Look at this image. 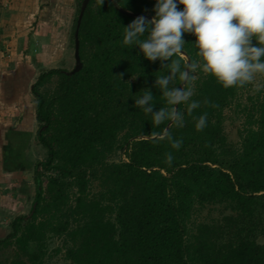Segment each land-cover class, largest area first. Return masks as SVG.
<instances>
[{
  "label": "trees",
  "instance_id": "obj_1",
  "mask_svg": "<svg viewBox=\"0 0 264 264\" xmlns=\"http://www.w3.org/2000/svg\"><path fill=\"white\" fill-rule=\"evenodd\" d=\"M116 1L128 11L155 15V0ZM136 18L111 0H90L78 32L82 68L40 73L33 93L36 119L46 128L37 138L48 159L34 167L33 213L16 216L0 240V246L15 247L9 264H44L50 237L60 235L68 264H264V243L257 241L264 233V74L238 148L228 144L223 111L242 87L225 89L199 69L184 86L200 107L189 115L187 104L177 105L183 127L169 121L157 126L135 100L149 89L153 111L169 107L156 78L170 71L162 66L167 62H150L138 47L123 44L124 27ZM183 39L190 63L199 61L195 36ZM173 59L188 64L182 54ZM54 76L56 90L46 96L38 87ZM181 83L174 81L178 88ZM204 114L206 127L198 131ZM165 129L182 141L179 149L160 138ZM5 138L14 148L5 151L11 169L25 157L9 143V132ZM115 150L126 159L108 163ZM91 176L102 186L93 196ZM209 204L221 206L220 218L196 222L194 214Z\"/></svg>",
  "mask_w": 264,
  "mask_h": 264
},
{
  "label": "rangeland",
  "instance_id": "obj_2",
  "mask_svg": "<svg viewBox=\"0 0 264 264\" xmlns=\"http://www.w3.org/2000/svg\"><path fill=\"white\" fill-rule=\"evenodd\" d=\"M22 1L25 2H14L10 6L0 1V240L11 231L10 224L16 216L30 214L36 195L34 167L48 159L47 148L37 138L44 123L36 119L38 99L33 88L40 73L46 70L61 68L70 71L74 68V21L82 0ZM57 82L58 77L54 76L38 89L46 96L50 95L56 90ZM260 91L263 92V74H257L253 82L239 88L237 99L224 109V133L231 149L240 147L248 127L247 115ZM29 111L31 117L26 115H30ZM27 118H31L32 127ZM16 123L23 127L9 143L19 146L17 149L22 150L25 159H16L11 169L20 165L24 172L10 173L6 170L5 161L9 157L5 151L10 150L12 154L14 148L6 147L5 135L10 131L9 125L13 127ZM107 155L108 163L126 159L120 150ZM39 170L42 178L48 177L47 170ZM93 177L89 189L92 196L102 187L101 180ZM26 187L30 192L28 197L19 194L27 191ZM10 195H13L14 205ZM221 215L220 205L209 204L199 208L193 219L200 223L209 222ZM63 239L64 235L50 237L44 264H68ZM257 241L264 243V233L257 237ZM14 255V245L0 246V264H9Z\"/></svg>",
  "mask_w": 264,
  "mask_h": 264
},
{
  "label": "clouds",
  "instance_id": "obj_3",
  "mask_svg": "<svg viewBox=\"0 0 264 264\" xmlns=\"http://www.w3.org/2000/svg\"><path fill=\"white\" fill-rule=\"evenodd\" d=\"M153 11L150 21L139 16L124 27L123 44L138 47L150 62H167L162 66L170 74L157 77L156 85L169 107L153 111L154 96L149 89L135 100V106L151 115L155 125L169 121L183 127L184 113L176 106L187 104L189 115L200 107L198 101L191 100L194 92L190 87L174 85L177 78L187 85L199 69L228 89L243 87L253 82L257 74H264V0H155ZM184 34L195 36L200 57L187 65H182L181 59H173L183 53ZM206 123V114L201 115L195 127L202 131ZM160 138H167L175 149L181 147L182 141L174 139L167 129ZM172 160L169 154L167 162L171 164Z\"/></svg>",
  "mask_w": 264,
  "mask_h": 264
},
{
  "label": "water",
  "instance_id": "obj_4",
  "mask_svg": "<svg viewBox=\"0 0 264 264\" xmlns=\"http://www.w3.org/2000/svg\"><path fill=\"white\" fill-rule=\"evenodd\" d=\"M113 5L116 7V9H118L120 12L130 15V16H134V17H139V16H144L146 19H148L149 21L152 19V16L150 14H144V13H134L131 11L126 10L125 8L119 6L118 2L116 0H111ZM90 0H82L81 1V5H80V10H79V14H78V18H77V23H76V28H75V33H74V58H75V66L72 70L68 71L69 74H74L76 72H78L81 68H82V61L80 59V55H79V37H78V32H79V26L83 17V14L89 4ZM183 56H185L188 59V63H190V59L187 56V54H185L184 52L182 53ZM184 82H182L180 84V88L182 86H184ZM177 107V106H176ZM171 123H169L170 125ZM168 125V126H169ZM46 128V125H44L41 130H44ZM35 208V203L31 209V213H33Z\"/></svg>",
  "mask_w": 264,
  "mask_h": 264
},
{
  "label": "crops",
  "instance_id": "obj_5",
  "mask_svg": "<svg viewBox=\"0 0 264 264\" xmlns=\"http://www.w3.org/2000/svg\"><path fill=\"white\" fill-rule=\"evenodd\" d=\"M0 1H2V4H7V5H9L10 6V4H12V3H14V2H18L19 1V3L20 2H25V1H22V0H18V1H16V0H0ZM1 5V4H0ZM30 112V111H29ZM30 117H31V112H30V115H29ZM28 119H30V120H28ZM27 121H28V124L29 125H31V124H33V122H32V120H31V118H27L26 119ZM10 126V127H9ZM8 127L10 128V131H9V139H13V140H15V138H16V136L14 135V134H16V132H18V130H20V129H22V127H23V125H21V124H19V123H16V126L15 125H13V127H11V125H9ZM31 127H32V125H31ZM12 130V131H11ZM29 140H30V138H29ZM7 171H11L10 173H12V172H15V171H23V170H21V169H18V168H16V169H6ZM3 171H4V169H3ZM24 172V171H23ZM26 172H28L27 170H26ZM27 188V191H21L19 194H21L22 196H25V197H28V195H29V190H28V187H26ZM10 197H12V204L14 205L15 203H14V198H13V195H10ZM21 201H22V199H21ZM22 202H24V201H22Z\"/></svg>",
  "mask_w": 264,
  "mask_h": 264
}]
</instances>
